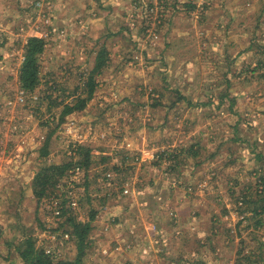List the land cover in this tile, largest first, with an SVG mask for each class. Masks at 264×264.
I'll list each match as a JSON object with an SVG mask.
<instances>
[{"label":"rangeland","instance_id":"1","mask_svg":"<svg viewBox=\"0 0 264 264\" xmlns=\"http://www.w3.org/2000/svg\"><path fill=\"white\" fill-rule=\"evenodd\" d=\"M70 163L37 201L35 173ZM28 240L80 264H264V0H0V264Z\"/></svg>","mask_w":264,"mask_h":264},{"label":"trees","instance_id":"2","mask_svg":"<svg viewBox=\"0 0 264 264\" xmlns=\"http://www.w3.org/2000/svg\"><path fill=\"white\" fill-rule=\"evenodd\" d=\"M44 51V41L36 37H30L27 39L25 46V56L22 63V66L19 71V84L20 88L25 92H33L39 85V57ZM107 62V52L101 50L97 55L96 64L94 66L93 72L98 73L101 69L106 67ZM93 79H90L87 82L86 86V95L84 98L78 96L74 104H66L63 106V110L60 114V117L63 119L64 116L69 115L73 112H80L85 109L87 102L91 99V96L94 91ZM62 121V120H61ZM47 147L44 145L42 149L43 156L46 155ZM76 154L79 156V166H88L90 163L89 149L83 148L82 146L77 147ZM71 169L70 164L63 165H48L40 168L32 178L31 182V192L32 195L37 201H40L43 198H49L56 195V185L65 177H67V172ZM55 189V190H54ZM263 211V210H261ZM86 228H82L78 232L79 239L82 241L85 236ZM77 231V230H76ZM77 234V232H76ZM81 243V242H80ZM81 246L78 249V255L74 262L67 260H53L50 256L44 254L41 250H34L33 244L28 240L26 242L25 251L22 253V258L27 264H80V254Z\"/></svg>","mask_w":264,"mask_h":264},{"label":"built area","instance_id":"3","mask_svg":"<svg viewBox=\"0 0 264 264\" xmlns=\"http://www.w3.org/2000/svg\"><path fill=\"white\" fill-rule=\"evenodd\" d=\"M56 214H59V212L56 210ZM65 237H66V235H65Z\"/></svg>","mask_w":264,"mask_h":264}]
</instances>
